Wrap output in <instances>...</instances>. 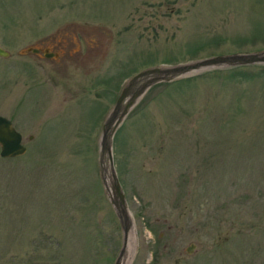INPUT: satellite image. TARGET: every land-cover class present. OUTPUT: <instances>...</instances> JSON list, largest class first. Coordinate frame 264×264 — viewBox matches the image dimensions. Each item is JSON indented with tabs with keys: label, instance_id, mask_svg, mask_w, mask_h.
I'll return each mask as SVG.
<instances>
[{
	"label": "rangeland",
	"instance_id": "374dc122",
	"mask_svg": "<svg viewBox=\"0 0 264 264\" xmlns=\"http://www.w3.org/2000/svg\"><path fill=\"white\" fill-rule=\"evenodd\" d=\"M46 38L83 64L42 61L51 79L34 88L20 53ZM0 48V115L27 149L0 158V264H114L99 151L122 89L147 69L264 51V0H0ZM239 68L156 83L117 127L124 264H264V65Z\"/></svg>",
	"mask_w": 264,
	"mask_h": 264
},
{
	"label": "water",
	"instance_id": "95a60500",
	"mask_svg": "<svg viewBox=\"0 0 264 264\" xmlns=\"http://www.w3.org/2000/svg\"><path fill=\"white\" fill-rule=\"evenodd\" d=\"M0 56H6V53L0 50ZM252 65H264V51L217 56L192 65L176 66L170 69H147L135 75L128 85L122 89L114 111L103 127L99 151L101 181L122 230V246L114 264H124L128 258L131 227L124 197L115 175L111 154L112 139L117 127L138 100L145 95L147 89L156 83H169L182 74L208 67L227 66V68H233ZM115 119L117 121L114 123ZM26 151V147L22 144V136L15 130L9 120L0 116V157L14 159L24 156ZM108 175L109 181L107 180Z\"/></svg>",
	"mask_w": 264,
	"mask_h": 264
},
{
	"label": "flooded vegetation",
	"instance_id": "af4514ba",
	"mask_svg": "<svg viewBox=\"0 0 264 264\" xmlns=\"http://www.w3.org/2000/svg\"><path fill=\"white\" fill-rule=\"evenodd\" d=\"M90 30L91 29L87 28V27L82 28V29H80V35H84V34L95 35L93 32L92 33L91 32H82V31H90ZM48 44H49L48 38L41 39V40L38 39L34 44H31L25 50H23V53H20V56L25 55V54L28 56L32 55L31 56L32 58L30 61L31 64H28V62H26V63H24V66L30 67L32 69V72L35 73L34 76H32L30 74L31 77L34 78V80L36 81L34 88L45 85L44 83L49 82V80L51 79L50 74L46 73L48 70L45 68V66L43 68L42 61L49 62L50 64H54V66H57V67H66V66H68V64L79 67L81 65V63L83 64V62L81 60V49L80 48L78 49V51L73 56L70 57V55H67L68 57L66 58L64 55L65 52L61 51V49L57 50L56 53L52 52V50L58 48L56 46L57 44L53 45V47H51V49H48ZM93 49H97V45L93 46L92 49H90V50H93ZM4 53H6V52L4 51ZM59 53H62L63 55L60 56ZM7 56H8V54L5 57H1V56L0 57L1 58H7ZM23 77H24V79L22 80V87H24V86L25 87L27 86V88L30 87L29 83H28L30 81V79L28 78V74L23 75ZM52 77H54V76H52ZM53 81H54V84L56 85L57 84L56 81L55 80H53ZM16 83H17V81L12 82L11 87L12 86L15 87ZM25 91H27V89ZM6 119H8V118H6ZM8 120L11 122L10 119H8ZM28 140L32 141L33 138L31 137V139H28Z\"/></svg>",
	"mask_w": 264,
	"mask_h": 264
},
{
	"label": "trees",
	"instance_id": "16d2710c",
	"mask_svg": "<svg viewBox=\"0 0 264 264\" xmlns=\"http://www.w3.org/2000/svg\"><path fill=\"white\" fill-rule=\"evenodd\" d=\"M248 68H250V67H241V68H239V70L242 69L243 72H244V70H246V69H248Z\"/></svg>",
	"mask_w": 264,
	"mask_h": 264
},
{
	"label": "bare ground",
	"instance_id": "6f19581e",
	"mask_svg": "<svg viewBox=\"0 0 264 264\" xmlns=\"http://www.w3.org/2000/svg\"><path fill=\"white\" fill-rule=\"evenodd\" d=\"M107 180L109 181V175L107 176Z\"/></svg>",
	"mask_w": 264,
	"mask_h": 264
}]
</instances>
